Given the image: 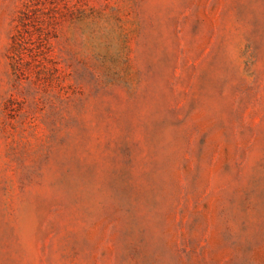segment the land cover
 <instances>
[{
	"label": "rangeland",
	"instance_id": "rangeland-1",
	"mask_svg": "<svg viewBox=\"0 0 264 264\" xmlns=\"http://www.w3.org/2000/svg\"><path fill=\"white\" fill-rule=\"evenodd\" d=\"M0 264H264V0H0Z\"/></svg>",
	"mask_w": 264,
	"mask_h": 264
},
{
	"label": "trees",
	"instance_id": "trees-1",
	"mask_svg": "<svg viewBox=\"0 0 264 264\" xmlns=\"http://www.w3.org/2000/svg\"><path fill=\"white\" fill-rule=\"evenodd\" d=\"M23 11H21V13H22ZM20 17V16H19ZM21 19V18H20Z\"/></svg>",
	"mask_w": 264,
	"mask_h": 264
}]
</instances>
